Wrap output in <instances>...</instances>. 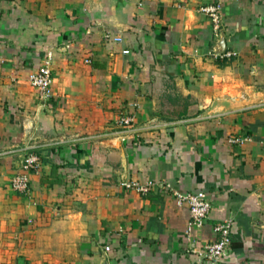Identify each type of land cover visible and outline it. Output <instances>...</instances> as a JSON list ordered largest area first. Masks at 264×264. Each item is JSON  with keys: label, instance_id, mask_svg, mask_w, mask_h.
Returning <instances> with one entry per match:
<instances>
[{"label": "crops", "instance_id": "crops-1", "mask_svg": "<svg viewBox=\"0 0 264 264\" xmlns=\"http://www.w3.org/2000/svg\"><path fill=\"white\" fill-rule=\"evenodd\" d=\"M48 55L50 98L28 79ZM132 179L204 191L197 245L231 218L225 264H264V0H0V264H203L188 209Z\"/></svg>", "mask_w": 264, "mask_h": 264}, {"label": "built area", "instance_id": "built-area-1", "mask_svg": "<svg viewBox=\"0 0 264 264\" xmlns=\"http://www.w3.org/2000/svg\"><path fill=\"white\" fill-rule=\"evenodd\" d=\"M201 11L210 18L213 28L217 30L222 19L221 5L219 3L205 5L201 7ZM108 38H110L109 35ZM124 52L128 51L124 50ZM231 55V52L226 53V56ZM28 79L30 84L38 89L44 97H51L52 70L50 67V55L46 57L43 63L31 70ZM133 120V115H121L115 119V123L128 128ZM246 140H248V137H232L229 139V142L231 144H241ZM40 168V156L36 153H28L21 161L19 169L10 179L11 189L19 193H29L30 174L39 172ZM120 185L126 190L136 191L141 194L148 192L155 185L164 191H170L174 196L176 204L178 206H185L188 209L189 217L185 229V237L189 242L187 246L188 251L197 255L203 264L226 263L228 253L233 252L232 235L235 232V222L233 219L227 218L214 224L212 226L214 240L205 243L203 246L197 245L199 231L209 217L213 207L212 200L204 191L192 190L183 193L171 188L169 184L151 180L140 181L132 179L121 181ZM105 250H110L109 245L105 246Z\"/></svg>", "mask_w": 264, "mask_h": 264}, {"label": "rangeland", "instance_id": "rangeland-1", "mask_svg": "<svg viewBox=\"0 0 264 264\" xmlns=\"http://www.w3.org/2000/svg\"><path fill=\"white\" fill-rule=\"evenodd\" d=\"M11 179V178H10ZM9 184V181L7 183H5V185ZM6 187V186H5ZM13 191V190H12ZM13 192H16V191H13ZM19 193V192H17ZM19 198L22 200V201H25V200H28V197H30V195L27 193V194H24V193H19Z\"/></svg>", "mask_w": 264, "mask_h": 264}]
</instances>
